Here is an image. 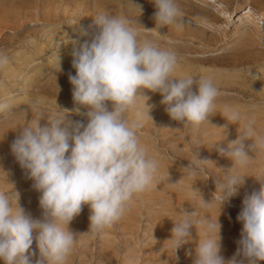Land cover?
I'll return each instance as SVG.
<instances>
[{"label": "rangeland", "instance_id": "obj_1", "mask_svg": "<svg viewBox=\"0 0 264 264\" xmlns=\"http://www.w3.org/2000/svg\"><path fill=\"white\" fill-rule=\"evenodd\" d=\"M220 1L223 3L210 5L205 0H175L183 23L179 27L157 29L152 0H0V52L10 60L0 70V102L6 100L12 105L11 111L0 114V191L10 192L14 188L19 192L20 205L33 218H42L40 193L32 187L34 182L16 161L10 145L26 123H34L43 116L40 121L43 126L47 119L55 117L57 105L65 108L61 110L64 114H70L66 109H73L74 101L69 74H76L72 51L89 38L82 33L92 31L89 26L96 16H123L133 21L131 27L137 31L139 40L176 52L179 63L174 76L211 78L220 91L216 114L209 117L210 123L217 127L205 122L197 128L173 120L161 103L162 95L144 90L143 94L149 97L146 103L153 106L149 113L152 120L146 117L137 134L148 155L160 161L155 187L134 196L126 214L99 234L91 231L90 208L84 205L68 226L77 234V240L66 264H193L196 245L203 238L198 229L192 230L191 241L176 254L168 240L173 221L179 220L185 209L213 220L219 214V204L214 199L218 195L215 175L222 176L221 168L231 167L232 162L209 149L223 138V128L218 127L227 125L225 146L238 137L247 119L254 118L255 134L264 135V0ZM133 2L142 6L141 13ZM205 5L212 10H205ZM250 8L256 12L252 18L245 14ZM198 13L209 14L212 20L190 18ZM199 24H206V28ZM207 24L213 27V32L207 30ZM208 37L226 39L219 44L224 56L212 54L216 53L214 48L203 40ZM144 99L137 100L126 114L127 119H133L137 111H145ZM106 103L111 110V102ZM226 108L242 114L239 124L227 122L223 117ZM70 116L73 120L86 119ZM196 141L202 145L198 158H207L214 164L207 165L209 175L201 171L189 177L184 167L195 160ZM249 155L254 157L249 165L237 169L248 175L246 182L218 217L222 225L221 255L226 260L239 247L242 224L236 217L245 195L259 189L256 178H264V149ZM199 192L206 200L213 198L208 209L198 207ZM32 250L36 252L35 260L39 256L35 241ZM189 251L191 255L187 254ZM0 264L4 262L0 260Z\"/></svg>", "mask_w": 264, "mask_h": 264}, {"label": "clouds", "instance_id": "obj_2", "mask_svg": "<svg viewBox=\"0 0 264 264\" xmlns=\"http://www.w3.org/2000/svg\"><path fill=\"white\" fill-rule=\"evenodd\" d=\"M152 3L157 29L183 23L175 0ZM134 4L141 13L142 6ZM132 23L123 16L100 14L89 26L92 31L82 33L89 38L73 48L72 67L76 74H69V81L73 85L74 107L66 110L85 120L71 119L70 114L61 111L65 108L57 105L55 117L46 118L43 126V116L34 123H26L11 143L16 161L40 193L42 218H33L20 205V194L14 188L10 192L0 191V260L4 264H66L77 240V234L68 226L84 205L90 208L91 231L99 234L126 214L134 196L155 187L160 161L148 155L137 134L146 117L152 120L149 113L153 106L146 103L149 97L143 94L145 89L162 95L161 103L173 120L197 128L205 122L211 124L209 117L216 114L220 95L213 79L174 76L179 63L176 52L139 40ZM9 63V57L0 52V70ZM139 98H146L145 111H137L133 119H127L126 114ZM106 102H111V110ZM11 109L6 100L0 102V114ZM225 112L223 117L230 124H239L243 119L238 110L226 108ZM254 125V118L245 120L238 137L226 146L223 142L227 125L218 127L223 128V138L209 148L232 162L231 167L221 168L222 176L215 175L218 216L213 220L185 209L182 217L173 221L168 241L175 254L191 241L193 229H198L203 237L196 245L193 264L264 261V178H256L259 189L245 195L236 217L242 224L239 247L227 260L221 255L222 225L218 220L223 207L230 204L246 182L248 175L237 169L247 167L254 158L249 152L264 149V135L255 134ZM247 141L251 143L246 144ZM201 146L199 141L195 142V160L184 167L189 177L201 171L209 175L207 165L214 164L207 158H198ZM199 196L198 207L208 209L213 198L206 200L201 192ZM34 241L39 250L35 260Z\"/></svg>", "mask_w": 264, "mask_h": 264}, {"label": "bare ground", "instance_id": "obj_3", "mask_svg": "<svg viewBox=\"0 0 264 264\" xmlns=\"http://www.w3.org/2000/svg\"><path fill=\"white\" fill-rule=\"evenodd\" d=\"M207 3H210V5L211 4H214V5H218V4H222L223 2L222 1H220V0H205ZM205 7V10L207 9V10H212L211 8H209V6H204ZM259 12V11H258ZM194 13V12H193ZM195 14V13H194ZM246 15H248V18H252L253 16H255L256 15V12H255V10L253 9V8H250L249 10H247V12L245 13ZM193 16V15H192ZM190 17V18H199V17H202L204 20H206V21H211L212 20V18L210 17V15L209 14H206V15H204L203 16V14L202 13H198L196 16H193V17ZM213 22V21H212ZM214 23V22H213ZM198 25V24H197ZM206 24H199V26H201V27H205L206 28V26H205ZM207 30L208 31H211V32H213V27H211V25L210 24H207ZM203 40H204V42H205V45H207L209 48H214V52H216V53H212L215 57H219V56H224V54H225V52H224V50H221L220 48V43H221V41H223L224 39L222 38V40L220 39V40H218L216 37L215 38H203ZM226 40V39H225ZM224 40V41H225ZM223 45V44H222ZM222 48H223V46H222ZM224 49V48H223ZM212 55V56H213ZM245 56V54H242L241 56ZM240 56V57H241ZM243 56V57H244ZM242 57V58H243ZM220 58V57H219ZM218 58V59H219ZM237 58H239L238 56H237ZM237 58H235V59H237ZM246 58H247V56H246ZM241 59V58H240ZM215 60H216V58H215ZM214 60V61H215ZM221 61H222V59H220ZM243 60V59H242ZM247 60V59H246ZM245 60V61H246ZM221 61H219V62H221ZM223 61H227V60H223ZM231 61H234V58L233 59H231ZM237 61H239V60H237ZM217 62V61H216ZM218 62V63H219ZM213 63H215V62H213ZM212 63V64H213ZM218 63H216V64H218ZM222 63V62H221ZM224 63V62H223ZM222 63V64H223ZM236 63V62H235ZM214 66V65H213Z\"/></svg>", "mask_w": 264, "mask_h": 264}]
</instances>
